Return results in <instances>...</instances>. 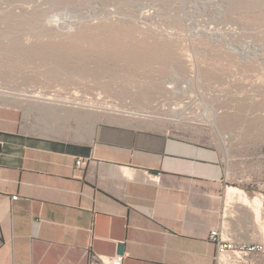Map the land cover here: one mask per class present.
Masks as SVG:
<instances>
[{
  "label": "rangeland",
  "instance_id": "1",
  "mask_svg": "<svg viewBox=\"0 0 264 264\" xmlns=\"http://www.w3.org/2000/svg\"><path fill=\"white\" fill-rule=\"evenodd\" d=\"M0 86L30 97L0 98L29 134L133 122L218 148L229 186L262 201L255 222L227 200L225 223L237 207L264 235V0H0Z\"/></svg>",
  "mask_w": 264,
  "mask_h": 264
},
{
  "label": "crops",
  "instance_id": "2",
  "mask_svg": "<svg viewBox=\"0 0 264 264\" xmlns=\"http://www.w3.org/2000/svg\"><path fill=\"white\" fill-rule=\"evenodd\" d=\"M20 120L0 103V264H89L86 250L122 264H214L208 234L221 222L264 249L244 211L224 221L230 182L218 148L133 122L54 139Z\"/></svg>",
  "mask_w": 264,
  "mask_h": 264
},
{
  "label": "built area",
  "instance_id": "3",
  "mask_svg": "<svg viewBox=\"0 0 264 264\" xmlns=\"http://www.w3.org/2000/svg\"><path fill=\"white\" fill-rule=\"evenodd\" d=\"M76 167L80 168L85 165L83 160L75 162ZM263 196V194H262ZM18 199L17 195L11 196V200ZM264 209V206H263ZM225 224L221 222L218 227L209 231L208 241L215 247L213 257L214 264H256L264 254L261 245L251 243H241L233 240L227 233ZM89 264H122L124 256L102 257L88 253Z\"/></svg>",
  "mask_w": 264,
  "mask_h": 264
},
{
  "label": "bare ground",
  "instance_id": "4",
  "mask_svg": "<svg viewBox=\"0 0 264 264\" xmlns=\"http://www.w3.org/2000/svg\"><path fill=\"white\" fill-rule=\"evenodd\" d=\"M25 96H27V95H18L17 96L14 93H11V92L3 90V88L0 86V97H3L5 99H24ZM27 98L30 99L29 96H27L25 99H27ZM45 100H48V102H50L49 101L50 98H46ZM71 104H74V106L78 107V108H83V106H85L83 109H88V106L89 107L91 106L89 104L88 105H84V104L82 105L81 103L80 104L79 103H71ZM88 110H90V109H88ZM99 111L103 112L105 114H112V115H131V114H133V113H129V112H127L125 114L124 113H120L121 111H118L117 109H115V107L114 108H112V107L110 108V107H108V105L106 107H101ZM135 116H137L136 118H139V119H149V118H151L150 115H146V114H136ZM227 199L228 200L237 199L238 203L241 204L242 206L251 208L252 212H253V215H254L255 222H257L262 217L261 213H260L261 212L260 211V207H261V202L262 201H261L260 198L255 197L252 200H249L247 198L246 194H244V192L241 189H239L237 187L230 186L227 189Z\"/></svg>",
  "mask_w": 264,
  "mask_h": 264
},
{
  "label": "water",
  "instance_id": "5",
  "mask_svg": "<svg viewBox=\"0 0 264 264\" xmlns=\"http://www.w3.org/2000/svg\"><path fill=\"white\" fill-rule=\"evenodd\" d=\"M118 253H119V254H122V253H123V245H122V244H120V245L118 246Z\"/></svg>",
  "mask_w": 264,
  "mask_h": 264
}]
</instances>
